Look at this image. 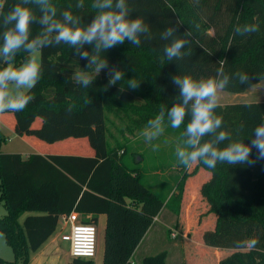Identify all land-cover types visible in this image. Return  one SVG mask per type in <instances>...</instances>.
Returning a JSON list of instances; mask_svg holds the SVG:
<instances>
[{
  "label": "trees",
  "instance_id": "obj_1",
  "mask_svg": "<svg viewBox=\"0 0 264 264\" xmlns=\"http://www.w3.org/2000/svg\"><path fill=\"white\" fill-rule=\"evenodd\" d=\"M49 3L57 8L56 19L62 20L63 13L70 11L88 24L95 15L92 0H84L83 8L77 7L79 0ZM17 4L30 8L36 17L30 25L29 40L44 31L40 23L43 12L36 0H5L0 9V48L3 33L15 23L5 24V16ZM129 5L132 18L145 19L151 38L142 35L140 47L125 41L103 53L109 68L102 69L87 88L73 79L78 70H87V61L80 59L74 48L61 42L39 50L41 79L25 93L33 97L27 107L10 112L12 131L18 137L48 144L85 139L79 144L87 150V143L91 155H83L88 151L46 152L23 158L18 153L0 152V202L7 210L0 218V233L14 255L12 262L0 259V264H30V254L53 235L60 217L72 211L85 225L95 226L97 216H105L102 264H135V251L154 219L164 207L180 215L188 191L186 182L202 169L209 176L199 184L198 193L206 204V213L214 216L212 230L201 234L203 245L230 251L219 258L218 264H264V160L251 166L218 163L214 169L202 162L193 164L190 170L179 164L180 177L171 174L167 181L151 187L145 183L139 153L111 144L106 126V113L119 107L131 110L130 125L139 132L150 127L148 121L159 114L161 107L164 122L169 123L167 110L179 100V88L172 80L177 75L194 79L227 75L229 81L223 91L230 93H242L264 80V0H129ZM246 23L257 25L258 31L237 34L236 28ZM169 27L176 30L174 36L161 39L160 34ZM174 38L187 41L182 49L186 55L168 61L163 48ZM83 51L91 53L92 46L85 45ZM28 55L20 49L12 58L13 65L21 66ZM7 63L0 59V68ZM113 65L125 76L108 86ZM245 74L249 79L241 83L240 76ZM130 79L140 82L139 89L127 87ZM216 112L223 117V130L234 139H245V143L251 142L248 136L252 129L264 122V102L220 105ZM189 119L186 117L180 127L183 141L186 137L182 132ZM4 141L0 131V148ZM255 156L253 148L252 158ZM25 213L29 214L21 219ZM252 238L259 241L254 249L242 246ZM166 258L167 252L160 251L143 256L140 264H166ZM68 264L94 262L72 259Z\"/></svg>",
  "mask_w": 264,
  "mask_h": 264
},
{
  "label": "clouds",
  "instance_id": "obj_2",
  "mask_svg": "<svg viewBox=\"0 0 264 264\" xmlns=\"http://www.w3.org/2000/svg\"><path fill=\"white\" fill-rule=\"evenodd\" d=\"M28 2L29 0H24V3ZM36 2L43 12L40 23L44 25V31L35 39L29 40L30 25L36 19L30 8L17 4L5 16V24L15 23L13 28L3 33L4 43L0 48V59L8 61L6 67L0 68V113L23 111L33 99L22 91L13 94L9 89L10 85H15L16 89H32L36 86L41 79L38 52L43 47L63 42L74 48L80 59L87 61V70H78L73 79L83 88H87L102 69L109 68V61L103 53L124 44L125 41L140 47L142 35L151 38L145 19L142 16L132 18L133 9L129 0H92L91 8L95 10V15L88 24H83L81 18L73 16L70 11L63 13L62 20L56 19L57 8L49 3V0ZM4 3L5 0H0V9L4 7ZM77 7L83 8L84 0H79ZM195 27L198 30L200 25ZM175 31L169 27L160 34V38L168 40L174 36ZM256 31L258 26L252 23L236 28L237 34L240 35ZM186 43L185 39H172L164 46L163 57L168 61L182 59L186 55L182 52ZM85 45L92 46L91 53L81 52ZM20 49H25L31 55L25 63L15 67L12 58ZM221 73L222 69L218 75ZM124 76L125 73L113 65L109 70L108 86L116 85ZM248 79L246 74L240 76L241 83L247 82ZM172 80L179 88V100L167 110L170 127L179 129L185 124V118L190 116L182 132L186 137L185 147L176 150L181 165L188 168L202 162L207 168L214 169L218 163L228 166H251L264 160V122L252 129L251 135L248 136L250 143H245V139H234L229 131L223 130V117L217 114L216 109L220 107V93L229 81L227 75H221L219 79H194L191 75L184 74L174 76ZM127 87L137 90L140 82L135 79L127 80ZM164 117L165 111L161 107L159 114L148 121L149 139L158 138L164 133ZM205 137L212 139L205 140ZM226 141L227 143H224ZM253 148L256 150L255 158H252ZM258 243V239L252 238L242 246L254 249Z\"/></svg>",
  "mask_w": 264,
  "mask_h": 264
},
{
  "label": "rangeland",
  "instance_id": "obj_3",
  "mask_svg": "<svg viewBox=\"0 0 264 264\" xmlns=\"http://www.w3.org/2000/svg\"><path fill=\"white\" fill-rule=\"evenodd\" d=\"M30 55L31 53H29L28 58ZM38 60L40 62V51L38 52ZM9 90L13 94L19 91L24 93L28 91L26 88L16 89L15 85H10ZM251 102H264V80L248 87L242 93H230L226 91L220 93V104L223 105ZM131 116L130 109L124 110L121 107L115 112L106 113L107 135L110 143L123 146L129 152L139 153L140 156H137V158L141 162L140 167L144 173L145 183L148 186L155 187L158 182L167 181L171 174H177L180 177L182 171L178 172L180 162L176 156V150L177 148L185 147L180 135V128L173 129L169 123L164 122V133L158 138L149 139L148 133L150 127L140 132L135 130L130 125ZM12 122L13 116L10 112L0 113V131L5 138L0 148L1 153H18L25 156L38 150L50 153L90 152L87 143V150L79 144L83 141L86 142L85 139L68 138L52 144L34 139L40 144H35V146L33 144H26L13 133ZM38 122L37 120L35 124H38ZM208 176L209 174L202 169L188 179L189 181L186 182L185 190L188 188L186 196L189 200L182 201L180 215L176 220L170 221V224H174L172 230L167 228L164 222L163 215L166 213V210H163V214L154 219L153 231L148 234L144 244L135 251L133 258L135 264H140L143 256L153 255L160 251L167 252L166 264H216L218 258L230 253L228 250L213 251L203 245L201 241L203 231L212 230L214 227V216L206 213V204L198 193L199 184L207 180ZM6 214L7 210L3 203L0 202V218ZM27 214L29 213H25L21 219ZM61 224V221L58 222L57 233ZM95 227L97 230V249L96 255L92 260L94 264H101L104 240V216L99 218ZM166 229L169 230V234H175L177 239L170 240L166 234ZM182 230L187 231L184 237H182V234H184ZM0 259L7 263L12 262L14 259L11 249L5 243L1 233ZM71 260L67 252L66 243H51L49 240L38 252L30 254L29 263L67 264Z\"/></svg>",
  "mask_w": 264,
  "mask_h": 264
},
{
  "label": "built area",
  "instance_id": "obj_4",
  "mask_svg": "<svg viewBox=\"0 0 264 264\" xmlns=\"http://www.w3.org/2000/svg\"><path fill=\"white\" fill-rule=\"evenodd\" d=\"M80 215L72 211L62 216L68 225V232L61 235L62 242L68 245L71 259H93L97 249V230L94 225H85L79 221Z\"/></svg>",
  "mask_w": 264,
  "mask_h": 264
},
{
  "label": "crops",
  "instance_id": "obj_5",
  "mask_svg": "<svg viewBox=\"0 0 264 264\" xmlns=\"http://www.w3.org/2000/svg\"><path fill=\"white\" fill-rule=\"evenodd\" d=\"M220 105H223V104H220ZM20 138V140H23V142H25L26 144H31L32 142L33 143H35V141H33L32 139H29V138H27V137H25V136H22V137H19ZM39 144V143H38ZM42 153H46V152H42V151H40V150H38L37 152H33L32 154H42ZM32 154H30V153H28L27 155H25V156H22V154H20L23 158H27L28 156H30V155H32ZM63 154V153H62ZM83 155H91V153H85V154H83ZM178 172H179V170H178ZM184 172H186V170L184 171ZM174 190V189H173ZM187 200H189V198L186 196V193L184 194V198H183V202L184 201H187ZM163 210H166V213L163 215L164 216V219H165V223H166V227L167 228H169L170 230H172L173 228H174V224H170V221H172V220H176L177 219V214H174L169 208H167V207H164L161 211H160V213H159V215L158 216H161L162 214H163ZM101 216H104V215H99V216H97V222H96V224L98 223V221H99V218L101 217ZM157 216V217H158ZM209 216V215H208ZM81 217V216H80ZM80 217H79V219H80ZM156 217V218H157ZM86 219H90L91 218V216H86L85 217ZM61 221V227H60V229H59V232L57 233L56 232V230H55V232L53 233V235L46 241V242H48L49 240H50V242L51 243H59V242H62L61 241V239H60V237H61V235H63V234H65V233H67L68 232V225L66 224V223H64L63 222V220H62V216L60 217V219H59V222ZM211 224H212V222H211ZM96 226V225H95ZM153 226H154V224H152L151 225V227L149 228V230L146 232V234L144 235V237H143V239L141 240V242H140V244H139V246H138V248H140L141 246H142V244H144V241H145V239H146V237L148 236V234H150L152 231H153ZM104 227H105V216H104ZM179 231V230H178ZM183 231V233L184 234H182V237H184L186 234V230H182ZM166 234L168 235V232H169V230L168 229H166ZM177 236H175V234H173V233H170L169 235H168V238L170 239V240H176L177 238H176ZM46 242L40 247V248H42L43 246H45V244H46ZM62 243H64V242H62ZM67 245V244H66ZM39 248V249H40ZM137 248V249H138ZM208 248V247H207ZM213 250V249H212ZM213 251H217V250H213ZM38 252V251H37ZM67 252H68V245H67ZM36 253V252H35ZM69 255V254H68ZM218 260H219V258L217 259V261H216V264H218ZM69 263V262H68ZM67 263V264H68ZM101 264H102V261H101Z\"/></svg>",
  "mask_w": 264,
  "mask_h": 264
}]
</instances>
